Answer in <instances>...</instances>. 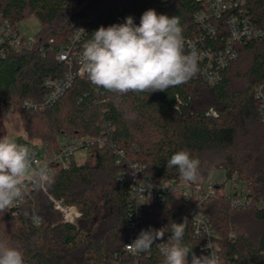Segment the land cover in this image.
I'll list each match as a JSON object with an SVG mask.
<instances>
[{
	"label": "trees",
	"instance_id": "obj_1",
	"mask_svg": "<svg viewBox=\"0 0 264 264\" xmlns=\"http://www.w3.org/2000/svg\"><path fill=\"white\" fill-rule=\"evenodd\" d=\"M250 6L255 22L264 28V0H251ZM202 8L196 0H0L3 18L17 30L30 15L41 25L31 49L9 48L0 56V137L6 136L3 107L18 110L28 136L48 151L59 147L62 136L105 133L130 159L146 164L156 182L181 178L177 168H167V160L186 150L200 161L197 179L224 169L227 180L245 183L253 201L247 208L233 207L226 199V182L213 183L216 196L202 208L214 226L221 264H264V205L259 203L264 197V121L254 96V87L264 80V42L236 44L237 57L220 69L214 84L201 75L205 60L196 59L197 73L167 91L119 96L84 75L51 107L22 106L25 98L42 100L45 77L64 73L48 42H67L78 25L86 30L82 49L99 27L119 24L130 15L140 23L142 14L154 9L177 16L184 40H195L197 51L217 53L229 38L228 29L220 21L216 34L210 33L194 16ZM184 50L189 53L185 41ZM210 109L217 115H209ZM122 168L110 143L98 146L83 163L72 158L66 168L54 166L44 189L36 185L21 206L0 215V240L18 247L25 264H135L125 248L130 237V183L118 180ZM50 197L76 206L79 222H64ZM186 205L182 195L169 194L143 209L144 230L169 226V232L139 264H163L158 244L167 242L173 222L185 218L183 243L201 256ZM34 213L39 224L32 219ZM188 259L190 264L191 254Z\"/></svg>",
	"mask_w": 264,
	"mask_h": 264
},
{
	"label": "built area",
	"instance_id": "obj_2",
	"mask_svg": "<svg viewBox=\"0 0 264 264\" xmlns=\"http://www.w3.org/2000/svg\"><path fill=\"white\" fill-rule=\"evenodd\" d=\"M203 4V8L194 14L195 18L203 23L207 30L213 35L216 34L218 22L222 21L228 29L229 38L223 49L214 53L210 49L196 50V41L191 39L184 40L188 46L189 53L195 52L196 59L205 60L201 71L203 79L208 84H214L218 81L219 71L227 65L230 59L236 58L238 51L236 44L247 43L251 40H259L264 42V28L258 26L254 20V11L250 6L251 0H196ZM134 19V23L139 25L137 16L130 15ZM128 17V16H126ZM124 17L120 23L125 22ZM83 29L84 32L81 30ZM86 33L85 27L78 25L72 33L69 40L63 44H55L54 39L48 42V49L52 51L57 60L65 67V71L61 76H47L43 79L42 85L45 88V94L40 101L32 98H25L22 106L29 110H38L43 107H51L54 105L74 84L78 77L84 76L81 73V41ZM35 38L28 39L25 35L17 30L11 22L3 18L0 10V56L6 55L7 49L13 48L17 51L23 49H31L34 46ZM254 96L259 102V113L264 121V80L254 87ZM209 115H217L216 110L210 109ZM17 143L27 145L35 153L34 168L40 169L46 167L47 175L50 178L54 166L66 168L74 154L82 150L90 155L98 146L109 144L115 152V162L122 166L117 178L121 183L129 182V227L130 237L126 245L132 243L144 230V214L143 209L155 201L165 198L169 194L182 195L187 205L185 212L189 216L192 226L193 236L197 239V249L201 255H209L213 252L220 258L219 247L215 242V229L212 222L203 211V205L216 196V188L213 184L205 186L203 180L196 179L194 182L180 179H170L162 182H156L149 174L148 166L138 162L136 159H130L127 152L118 147L115 142H109L105 133L99 136H83L78 138H70L62 136L59 147L55 150L48 151L43 148L41 154L37 144L28 139H19ZM46 180H37L30 174L24 180V194L22 199L14 202L10 209L21 206L28 197L30 190L36 185H40L43 189ZM55 210L61 213L63 221L70 224H77L81 217L80 210L74 205H66L53 197H50ZM226 199L231 206L236 208H247L252 204V198L246 186L239 187L238 179L234 178L230 190L226 193ZM259 203L264 205V197ZM32 219L35 224L40 223V217L34 213ZM158 244L160 249L162 243ZM209 246L207 248L206 246ZM129 252V251H128ZM130 253V252H129ZM135 258V264L143 257H150V251H142L138 254H132Z\"/></svg>",
	"mask_w": 264,
	"mask_h": 264
},
{
	"label": "clouds",
	"instance_id": "obj_3",
	"mask_svg": "<svg viewBox=\"0 0 264 264\" xmlns=\"http://www.w3.org/2000/svg\"><path fill=\"white\" fill-rule=\"evenodd\" d=\"M82 49L81 73L93 85L119 96L167 91L187 82L198 71L195 52L184 50L179 18L158 14L154 9L142 14L139 25L128 16L124 23L99 27ZM34 158L35 153L27 145L10 136L0 137V215L22 199L24 180L30 174L37 180L49 179L46 167L34 168ZM199 165V159L186 150L173 153L167 160V168H177L181 178L189 182L196 181ZM186 225L187 218L183 223L171 224V235L160 247L163 264H189L190 254V264H221L213 252L197 256L183 243ZM167 232L169 226L141 230L126 247L134 255L149 251ZM0 264H25L22 251L0 240Z\"/></svg>",
	"mask_w": 264,
	"mask_h": 264
},
{
	"label": "rangeland",
	"instance_id": "obj_4",
	"mask_svg": "<svg viewBox=\"0 0 264 264\" xmlns=\"http://www.w3.org/2000/svg\"><path fill=\"white\" fill-rule=\"evenodd\" d=\"M18 27L26 38L32 39L35 38L36 33L41 28V25L39 20L35 16L30 15L29 17L21 20L18 23ZM1 111L6 128V136H10L15 141L23 138L25 139L30 138L37 143V147L40 153L42 154L43 148L39 144L40 141L35 137H29L27 132L25 131L20 112L12 108H4V107L1 108ZM74 158L77 163H83L88 158V154L82 150H79L74 154ZM233 180L234 179L227 180L226 171L224 169H217L212 171L210 175L203 180V182L205 186H209L213 183H222L225 181L226 182L225 190L228 191L231 188ZM238 186L244 187L245 183L238 180Z\"/></svg>",
	"mask_w": 264,
	"mask_h": 264
}]
</instances>
